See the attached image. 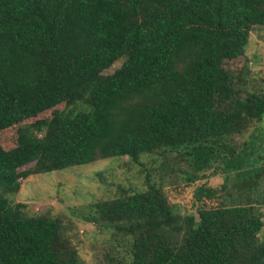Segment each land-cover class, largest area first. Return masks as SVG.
<instances>
[{
    "label": "trees",
    "instance_id": "trees-1",
    "mask_svg": "<svg viewBox=\"0 0 264 264\" xmlns=\"http://www.w3.org/2000/svg\"><path fill=\"white\" fill-rule=\"evenodd\" d=\"M258 26L264 0H0V130L53 108L43 136L0 144V182L31 162L50 172L183 149L196 170L213 158L220 172L247 175L238 191L254 189L262 165L247 153L229 166L228 151L210 144L264 120V95L235 97L224 64ZM203 189L204 198L218 192ZM96 206L105 222L128 223L129 264H264L263 221L249 206L179 217L153 185ZM59 230L57 218L18 215L0 197V264H66Z\"/></svg>",
    "mask_w": 264,
    "mask_h": 264
},
{
    "label": "rangeland",
    "instance_id": "rangeland-1",
    "mask_svg": "<svg viewBox=\"0 0 264 264\" xmlns=\"http://www.w3.org/2000/svg\"><path fill=\"white\" fill-rule=\"evenodd\" d=\"M237 44L240 53L235 57H225L224 63L233 79L235 97L242 100L251 95L263 96L264 26L254 27L246 38L240 37ZM125 59L118 60L109 72L121 67ZM228 104L229 101L217 103L219 108ZM64 106L61 103L55 109L61 110ZM52 110L0 130L1 146L10 149L19 138L30 140L43 136ZM246 126L242 134L218 139L214 141V147L210 145L218 153L223 149L228 151L225 164L229 166L236 167L237 156L244 158L247 153L262 165L257 185L251 190L237 189V186L248 182L247 175L237 178L235 169L234 173H222L218 168L219 161L214 162L213 158L210 160L212 169L198 171L185 150L171 149L140 153L135 157L97 158L88 164L50 172L35 170L31 162L16 169L13 182H0V197L18 215H45L59 220L60 240L57 246L61 259L67 260L66 264H73L67 256L75 258V264H129L133 247L132 236L127 231L128 223L105 222L96 205L146 191L149 185L162 190L173 207L174 215L179 217L190 214L197 218L199 209L216 208L220 204L249 206L251 214L263 221L256 241L264 244V120L250 121ZM25 171L29 173L24 175ZM191 174L197 175V179L188 181ZM222 185L227 186L228 191L219 190ZM207 188L218 190L212 199L200 195L201 189L205 191Z\"/></svg>",
    "mask_w": 264,
    "mask_h": 264
}]
</instances>
